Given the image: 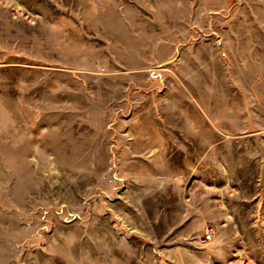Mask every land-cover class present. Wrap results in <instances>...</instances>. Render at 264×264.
<instances>
[{
	"label": "rangeland",
	"instance_id": "1",
	"mask_svg": "<svg viewBox=\"0 0 264 264\" xmlns=\"http://www.w3.org/2000/svg\"><path fill=\"white\" fill-rule=\"evenodd\" d=\"M0 264H264V0H0Z\"/></svg>",
	"mask_w": 264,
	"mask_h": 264
},
{
	"label": "crops",
	"instance_id": "2",
	"mask_svg": "<svg viewBox=\"0 0 264 264\" xmlns=\"http://www.w3.org/2000/svg\"><path fill=\"white\" fill-rule=\"evenodd\" d=\"M151 43L154 46L155 44L158 45L160 43V41H155L153 36H151ZM183 48H185V47H183V46L181 47L180 44H177V46L174 45V47H169L168 48L169 55H167V57L168 56H169V58L173 57L175 55V53H178V55H179L180 51ZM167 57H165V60L167 59ZM121 61L122 60H117L116 59L115 62H112V66L114 67L113 69H115L113 72L110 70V68L107 65H100V66H98L99 69L96 70L95 73H100V74H104V75L109 73V74H112V76H114L115 78L116 77L117 78H122V74L126 73V71L122 70L121 68H118V66L115 64L116 62H117L118 65H119V63H123ZM147 61H151V60H147ZM148 63L149 62H147V63H145V62L137 63L136 61H134L133 64H132L133 66H131L129 68V71L131 73H133V71H134V73H137V72L144 73V72H146L145 70H147V68H148V65H147ZM123 64L126 65L125 63H123ZM135 76H137V75H134V76L131 75V78L128 77L127 79H125V82H124L123 85H125L127 90H126V95H125L124 98H131V96H134L136 94V91H137L136 89L137 88L134 87V84H136V81H134V79H133ZM145 77H146L147 81H149L151 83H154V84L156 83L157 84L159 82V76L155 75L151 71ZM97 78H99V77L97 76ZM131 85H132L133 90L131 89ZM181 86H182V83H180L178 85L179 89L181 88ZM174 88L176 90L178 89L176 86ZM173 92L174 91H171V95H172ZM96 93L97 94H96L95 97H90V99H88V100L92 101L93 105L101 106L100 105V103H101V98L100 97H102V96L98 92H96ZM185 93L186 92L184 91V94ZM169 95L170 94H168V98H169ZM87 98H88V96H87ZM135 100H136V98H135ZM73 101H74L73 99L66 98L67 104L73 105ZM119 102H121V101L118 100L116 102L114 100L113 113L119 111L118 109L121 108V106H119V107L115 106L116 103H119ZM92 103H90V104H92ZM90 104H89V106H90ZM141 106H142L141 109H139V104H134L133 107H131V109L133 108L135 111H137L139 113H146V111L147 112L149 111L148 104H143ZM150 106H151L150 109H153L152 105H150ZM75 109H77V108H75ZM144 109L146 111H144ZM24 111H25V108L24 109L21 108V112L20 113L21 114H23V113L25 114L26 112H24ZM145 119H147V116L145 117ZM134 126H135V128H139L140 131L146 132L147 135L143 134L139 138L138 137L136 138L135 136H130L131 138L124 137L125 139L122 140L123 144L120 145L121 146L120 148H124V149L128 148V149H130L133 146V144H137L138 147H140V148L142 147L144 149L145 148L149 149L151 147L159 148V147H161V144L159 143V141L162 140L163 137H165V140H167V143H166L167 145L166 146L169 148V147H171V146H169L170 145V143H169L170 142V138L171 137H177V135L175 136V134H171V131L173 133H177V132L178 133L179 132H184L185 133L186 130H191L193 132H197L198 134L201 132V127L198 128V126L193 125V124L188 125V127H186L185 124H183L182 127H180L179 125H171V126H169V125H163L161 123H155V122H151L150 123L147 120H144V118H143L142 122L140 121V123H136L135 125H133V127ZM186 128H188V129H186ZM162 141L164 142V139ZM120 143H122V142H120ZM128 151H129V155L128 154L125 155L123 153V151H121L119 154H117V156L115 154V156L117 158H119V162L120 163L127 162V161L129 163L133 162V158H135L136 156L135 157H132V156H134L136 153L133 154L132 151H130V150H128ZM116 153H117V151H116ZM130 153H131V155H130ZM141 153H143V152H141ZM141 153H138V154L140 155ZM137 157H139V156H137ZM144 157L151 158V157H153V154H149V155H146Z\"/></svg>",
	"mask_w": 264,
	"mask_h": 264
},
{
	"label": "built area",
	"instance_id": "3",
	"mask_svg": "<svg viewBox=\"0 0 264 264\" xmlns=\"http://www.w3.org/2000/svg\"><path fill=\"white\" fill-rule=\"evenodd\" d=\"M211 237H212V233L210 231H208L207 234H206V238L210 239Z\"/></svg>",
	"mask_w": 264,
	"mask_h": 264
}]
</instances>
